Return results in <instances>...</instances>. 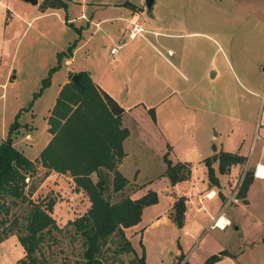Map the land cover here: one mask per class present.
Returning <instances> with one entry per match:
<instances>
[{
    "label": "rangeland",
    "instance_id": "1",
    "mask_svg": "<svg viewBox=\"0 0 264 264\" xmlns=\"http://www.w3.org/2000/svg\"><path fill=\"white\" fill-rule=\"evenodd\" d=\"M42 1L0 0V139L16 120L13 145L34 159L51 136L47 116L58 89L75 72L86 71L124 108L131 130L122 143L126 155L116 163L128 179L124 187L111 189L110 170L91 173L104 179L108 200L140 196L155 185L160 204L171 212L173 194L160 179L166 176L164 152L167 157L189 156L195 149L207 154L220 142H240L242 135L240 151L253 162L245 157L233 163L236 170L230 172L229 165L219 178L215 174L218 186L209 183L206 167L192 177L188 165L183 181L194 190L190 201L179 194L185 197L184 212L194 204L205 209L187 221L184 253L173 227L159 221L149 226L160 211L148 204L142 220L123 229L130 248L113 252L118 236L110 235L99 264H138L142 251L145 264H197L221 249L225 253L210 264H264V177L254 178L239 196L243 176L254 177L255 163L264 164V0H153L149 10L144 0H63L65 6L57 7ZM133 16L146 29L129 38ZM73 41L70 54L57 57ZM112 46L117 52H110ZM43 170L36 163L32 197L44 202L54 197L50 214L64 226L86 208V196L73 189L66 174L50 171L40 180ZM21 205L10 212L22 213ZM219 209L229 220L222 229L209 226L211 215H223ZM67 228L55 232L54 242L41 243L39 255L52 264L82 260L81 236ZM23 253L15 233L0 240V264H19Z\"/></svg>",
    "mask_w": 264,
    "mask_h": 264
},
{
    "label": "trees",
    "instance_id": "2",
    "mask_svg": "<svg viewBox=\"0 0 264 264\" xmlns=\"http://www.w3.org/2000/svg\"><path fill=\"white\" fill-rule=\"evenodd\" d=\"M44 1V6H65L63 0ZM74 43L67 51L58 52L57 57L69 55ZM74 74L76 80L69 78L57 91L47 116V130L51 136L34 159L28 158L13 145L12 136L20 126L16 120L10 122L5 137L0 139V240L8 234H16L24 251L23 256L18 258L19 264H52L39 255L41 243L46 239L54 242L55 232L68 231L67 226L81 236L80 264H99L110 235L118 236L113 252L130 248L123 229L140 220L145 205L157 201V194L152 189L137 197L124 194L110 201L104 196V179L101 176L96 179L91 177L92 172L105 168L112 172L111 189L118 191L124 187L126 178L116 168V163L124 155L122 141L128 134V128L121 122L123 108L91 80L88 72L77 71ZM162 158L165 162L164 174L170 183L189 176L187 161L172 162L166 152ZM244 159V155L225 150L204 157L209 183L219 184L211 165L213 160H217V171L224 173L229 165ZM36 163L44 169L40 180L51 170L66 174L73 182V189L82 191L86 196V208L67 219L64 226L57 225L50 214L54 197H48L45 202L43 198L32 197L36 188L33 179ZM252 178L251 172L243 176L239 196H244ZM217 192L220 194L219 190ZM184 200V196H177L171 204V212L167 213L176 227L183 224ZM19 204H22V213L10 212L12 206ZM225 251L221 249L211 253L197 264H210ZM137 261L138 264H145L143 251Z\"/></svg>",
    "mask_w": 264,
    "mask_h": 264
},
{
    "label": "crops",
    "instance_id": "3",
    "mask_svg": "<svg viewBox=\"0 0 264 264\" xmlns=\"http://www.w3.org/2000/svg\"><path fill=\"white\" fill-rule=\"evenodd\" d=\"M134 18H132L130 21V24H129V27H128V29L130 30V28L132 27V25L134 24V26L137 28V27H140V30H144V29H146L145 27H146V25H144V24H142L141 22H139L138 21V18L136 17V16H133ZM141 24V25H140ZM145 26V27H144ZM138 33V32H137ZM139 33H140V31H139ZM130 37H132V36H129V38ZM134 37V36H133ZM126 42V41H125ZM113 47V46H112ZM117 48V47H116ZM117 52V51H116ZM115 53V52H114ZM164 57V56H163ZM67 63H69L70 61H71V57H69V58H67L66 60H65ZM99 86V85H98ZM121 94H123V92L121 93ZM125 94V93H124ZM123 94V95H124ZM123 108V107H122ZM124 108H123V112H122V114H121V122H122V124L123 125H125L127 128H128V126L124 123V120H123V116H124ZM155 119V118H154ZM130 129L128 128V134H127V136L123 139V141L125 140V139H127L128 137H129V135H130ZM242 135L240 136V139L239 140H241L240 142H238V140L232 145V146H228V145H226L225 144V142H220V145L219 146H215L213 149H212V151L211 152H209V153H205V154H203L202 152H199V150L198 149H195V150H193L192 151V153L189 155V156H181V157H177L176 155H174V156H169V154H168V158L172 161V162H174V161H181V162H184V161H187L188 163H189V165H190V168H191V176L193 177V176H195V173H196V171H197V169H200V171H204L205 170V165H204V163H203V158L204 157H206V156H208V155H210V154H212V153H214V152H217V150L218 149H222V150H225V151H231V152H235V153H237V154H241V155H244L245 157H246V160H247V162L248 163H252L253 164V162L252 161H250V159L248 158V154L246 155L244 152H242V151H240V145H241V142H242ZM123 141H122V143H123ZM192 141H191V139L189 138V139H187L186 141H185V148L187 149L191 144ZM124 147V146H123ZM170 148H171V146H170ZM125 152H126V150H125ZM126 155V154H125ZM124 155V156H125ZM123 156V157H124ZM122 157V158H123ZM122 158H121V160H122ZM257 158V157H256ZM257 159H255L254 160V162L256 161ZM260 160V159H259ZM260 162V161H259ZM261 163V162H260ZM212 166L214 167V169H215V174L217 175V177L219 178L220 176H221V174H223V173H219V172H217V168H216V166H217V161L216 160H213L212 161ZM236 167H237V165H230V172H232V170H236ZM52 171V170H51ZM195 172V173H194ZM50 173V172H49ZM48 173V174H49ZM53 173H56V172H53ZM59 174V173H58ZM48 176V175H47ZM67 177V176H66ZM126 177V176H125ZM254 178H257V179H259V177H256V176H254L253 178H252V180L254 179ZM160 179L164 182V181H167V183H168V185H169V189H171V192H172V199H171V201H170V205H171V203H172V200H173V197H174V195H179V194H187V197L189 198V201L192 199V197L190 196V192L191 191H193L194 189H192L191 191H189L188 190V187H190V188H192V186H188V184H186L183 180H181V181H177V182H175L174 184H171L169 181H168V179H167V177L166 176H164V175H161L160 176ZM71 180V179H70ZM126 182H128V179H127V177H126ZM200 180H201V184H203L204 183V178L202 177V178H200ZM252 182V181H251ZM184 184L186 185L185 186V188H186V190H187V192H183L182 191V187L184 186ZM251 184V183H250ZM250 184H249V186H250ZM193 187H195V186H193ZM210 188H213V187H210ZM152 189L153 190H155V192H156V194H157V201L155 202V203H151V204H149L150 206H152V207H157L158 208V210L157 211H160L159 213H158V215H160L159 217H157L156 219H153V220H151L150 221V223H149V226H152V225H155L154 223L155 222H157V221H159V222H162V223H164V224H166V225H169L170 227H173L172 229L175 231V234H176V242H175V244H176V246H178L179 247V249H180V251H179V253L181 252V253H184L183 252V244H186V238H185V240H184V233L186 232V228H187V221H188V219L189 218H193V217H195L201 210H202V208H203V210L205 209V206L203 205V203H202V199H201V203H202V205H201V207L200 206H197L196 204H194V206H195V208H194V210H192L191 212H189L188 210H186L185 212H184V218H183V224H182V226L181 227H175L174 226V224H173V222L167 217V212L165 211L166 210V207H164V206H162L161 204H160V192H159V190H158V187H156L155 185H153L152 186ZM162 191V193H165V190L164 189H161ZM166 190H167V188H166ZM210 191H212L211 193H213V189H210ZM211 193H209L210 195H212ZM214 196V195H213ZM213 196H211V198L213 197ZM137 197V196H136ZM186 197V198H187ZM211 198H205V199H211ZM187 201V203H189L188 202V199L186 200ZM149 205H147V206H149ZM219 212H223L222 210H218ZM223 214V216H224V212L222 213ZM217 216H220V214H218ZM211 217V221H210V223L209 224H211V222H212V220L214 219V217H215V215H211L210 216ZM226 217V216H225ZM142 219H140L136 224H138L140 221H141ZM158 223V222H157ZM136 224H134V225H136ZM129 227V226H128ZM210 227H214V226H210ZM216 227V226H215ZM126 228V227H125ZM218 228V227H217ZM219 229H222V228H219ZM181 231V232H179V231ZM140 236H141V232H140ZM128 239V238H127ZM129 240V242H130V238L128 239ZM186 241V242H185Z\"/></svg>",
    "mask_w": 264,
    "mask_h": 264
},
{
    "label": "built area",
    "instance_id": "4",
    "mask_svg": "<svg viewBox=\"0 0 264 264\" xmlns=\"http://www.w3.org/2000/svg\"><path fill=\"white\" fill-rule=\"evenodd\" d=\"M140 31V27H135L134 24L132 25V27L130 28L129 30V36H133L135 35V33L139 32ZM117 51V48L116 47H111L110 48V52L111 53H114ZM259 165H262V168L259 167ZM253 175L256 176V177H259V178H263L264 177V164L263 163H260V162H256L255 163V166H254V170H253ZM208 195V193L206 194ZM210 197V196H209ZM229 198L233 199V200H236V196H234L233 194H231L229 196ZM219 217L216 216L215 219H213L212 223L209 224V226H216V220L218 219ZM226 221L227 222H223V224L221 226L217 225L216 227L218 228H224L225 225L229 224V220L228 218H226Z\"/></svg>",
    "mask_w": 264,
    "mask_h": 264
},
{
    "label": "water",
    "instance_id": "5",
    "mask_svg": "<svg viewBox=\"0 0 264 264\" xmlns=\"http://www.w3.org/2000/svg\"><path fill=\"white\" fill-rule=\"evenodd\" d=\"M27 1H29L32 4L37 2V0H27ZM152 2L153 0H144V6L147 10L150 9ZM71 79L76 80V74L71 75Z\"/></svg>",
    "mask_w": 264,
    "mask_h": 264
},
{
    "label": "bare ground",
    "instance_id": "6",
    "mask_svg": "<svg viewBox=\"0 0 264 264\" xmlns=\"http://www.w3.org/2000/svg\"><path fill=\"white\" fill-rule=\"evenodd\" d=\"M260 168H262V165H259ZM212 194V193H211ZM219 217V216H218ZM227 222L226 221V218L222 215L221 217H219L217 220H216V226L219 225L221 226L223 224V222Z\"/></svg>",
    "mask_w": 264,
    "mask_h": 264
}]
</instances>
